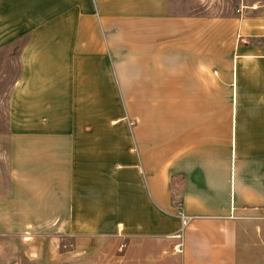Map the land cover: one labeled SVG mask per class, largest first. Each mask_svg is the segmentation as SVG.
Here are the masks:
<instances>
[{
  "label": "crops",
  "instance_id": "0c3cea01",
  "mask_svg": "<svg viewBox=\"0 0 264 264\" xmlns=\"http://www.w3.org/2000/svg\"><path fill=\"white\" fill-rule=\"evenodd\" d=\"M243 8L0 0V54L23 39L33 58L11 87L37 90L46 127L11 133V195L49 176L43 214L74 216L76 233L181 245L180 264H264V12Z\"/></svg>",
  "mask_w": 264,
  "mask_h": 264
},
{
  "label": "rangeland",
  "instance_id": "374dc122",
  "mask_svg": "<svg viewBox=\"0 0 264 264\" xmlns=\"http://www.w3.org/2000/svg\"><path fill=\"white\" fill-rule=\"evenodd\" d=\"M252 5L264 12V0H172V13L230 20L239 17L244 6L247 11ZM26 42L22 39L13 41L12 46L8 43L0 54V264H180L179 253L166 243L107 233H76L74 216L44 215L49 210L41 207L43 198L56 200L60 192L49 176L45 183L21 184L19 195H11V133L46 128L37 105L27 102L28 92L34 98L37 90L21 86L16 95L11 87L16 76L26 79L30 56L21 55ZM63 117L65 112L61 115L56 110L48 122L52 127L66 128ZM25 170L20 175L26 176ZM52 188L56 191L52 192ZM65 188L68 195L75 193L74 185L67 184ZM29 197L39 199L40 205ZM60 223H64L62 229Z\"/></svg>",
  "mask_w": 264,
  "mask_h": 264
},
{
  "label": "built area",
  "instance_id": "2783aa9c",
  "mask_svg": "<svg viewBox=\"0 0 264 264\" xmlns=\"http://www.w3.org/2000/svg\"><path fill=\"white\" fill-rule=\"evenodd\" d=\"M179 218L181 220V223H182V231H184V229L186 227H188V225L190 224L192 218L191 217H188L187 215H185L182 211L179 213ZM176 251L178 253L181 252V245H179L177 248H176Z\"/></svg>",
  "mask_w": 264,
  "mask_h": 264
}]
</instances>
